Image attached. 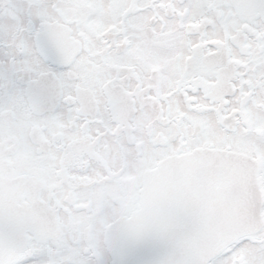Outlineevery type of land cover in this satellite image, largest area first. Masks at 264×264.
Segmentation results:
<instances>
[{"label": "snow or ice", "instance_id": "1", "mask_svg": "<svg viewBox=\"0 0 264 264\" xmlns=\"http://www.w3.org/2000/svg\"><path fill=\"white\" fill-rule=\"evenodd\" d=\"M0 264H264V0H0Z\"/></svg>", "mask_w": 264, "mask_h": 264}]
</instances>
